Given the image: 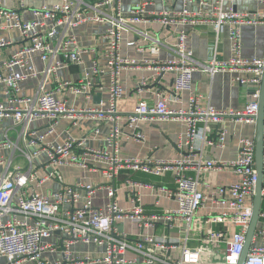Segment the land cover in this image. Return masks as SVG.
I'll use <instances>...</instances> for the list:
<instances>
[{
	"label": "built area",
	"instance_id": "2783aa9c",
	"mask_svg": "<svg viewBox=\"0 0 264 264\" xmlns=\"http://www.w3.org/2000/svg\"><path fill=\"white\" fill-rule=\"evenodd\" d=\"M121 1L61 0L51 6H33L27 0H0V93L3 94L0 96V122L11 119L16 126H24L19 141L12 139L9 130H0V167H8V151L11 152L10 161L16 151L27 159L25 166L7 168L0 176V264L239 263L253 217L256 140L241 137L234 159H207L195 154L204 144L226 148L229 131L222 126L226 119L256 123L259 89L243 109L218 110L204 105L203 94L194 85V72L198 69L215 75L234 71L233 85L260 86L264 58L244 56L243 27L264 25V0H183L180 9L151 11L163 27L177 25L182 28L171 57L160 58L163 43L152 38L151 51L155 57L145 61L144 67L150 75L143 78L141 85L160 82L164 75L170 74L173 94L168 96L158 88L156 101L141 99L127 115H122L118 109L125 94L122 72L136 66L137 61L122 54L123 31L131 20L124 15ZM85 6L94 8L96 13L86 14ZM145 7L146 2L132 13L142 14ZM27 11L31 12L30 17L25 14ZM91 20L108 25L103 34L104 62L95 59L76 81L65 80L59 71L84 64L83 55L91 49L68 32ZM197 25H205L214 32L205 61L195 58L187 43L190 27ZM225 32L230 42V56L221 58V37ZM16 40L22 41L21 47L6 53ZM34 55L46 63L43 70L37 69ZM105 75L110 77L105 104L76 109L62 96L67 88L74 94L91 97L95 78ZM42 76L54 85L53 88L43 82L36 95H21L24 81ZM181 93L188 94L185 106L176 104ZM85 114L98 120L93 130L95 137L100 134V124L104 120L111 122L103 145H89L88 135L80 138L69 135L62 142L47 141L60 118ZM156 117L183 122L185 129L179 135L178 146L188 155L176 159L122 157L125 127L137 140L144 141L141 123ZM42 119H47L43 129L31 127ZM210 123L221 125L212 138L205 132ZM202 124L206 125L205 130ZM41 155L47 158L43 176L34 165V160ZM69 165L100 170L106 183L98 186L80 179L49 193L37 190L48 180L63 183L61 168ZM125 169L155 177L173 172L176 186L161 187L159 193L174 197L176 206L148 216L141 195L132 190V207H121L116 199L119 189L116 180ZM211 171H231L239 178L225 185L201 188L204 183L201 175ZM102 188L109 200L103 207H96L95 196ZM126 218L142 228L162 221L169 232L177 230L179 235L142 233L133 238L120 227ZM77 243L95 245L98 251L74 250ZM59 250L61 257L48 256ZM129 251L135 255L128 257ZM244 264H264V187L257 228Z\"/></svg>",
	"mask_w": 264,
	"mask_h": 264
},
{
	"label": "crops",
	"instance_id": "0c3cea01",
	"mask_svg": "<svg viewBox=\"0 0 264 264\" xmlns=\"http://www.w3.org/2000/svg\"><path fill=\"white\" fill-rule=\"evenodd\" d=\"M29 4L33 6L48 5L51 6L61 0H27ZM146 2V10L142 14H134L132 11H136L141 8L143 3ZM196 4H194V7ZM241 7V5H239ZM183 7V0H122L121 8L124 15L128 17L130 21L127 29L123 31V44L122 54L124 57L134 59L137 61L136 66L127 67L122 72V81L124 84L125 94L118 104L119 112L123 115L131 113L137 102L141 99H146L149 102L156 101L157 97L155 91L158 88L163 89L164 93L168 96L173 94L172 83L173 77L170 74L163 76L160 82H152L145 87L141 85V81L145 76L150 75L149 71L144 67V63L147 59H152L155 55L151 51L152 38L160 39L163 43L159 57L164 59L171 57L174 53L173 48L177 42L178 31L182 28L174 25L171 27H163L162 24L156 19L157 17L150 14L151 11L160 12L165 9H180ZM106 11L110 9H105ZM84 12L88 15H93L96 10L92 7H84ZM116 13V11H115ZM30 17L31 12L25 13ZM133 18H139L132 21ZM107 23L98 21H88L82 26L70 29L68 33L75 35L77 39L88 48H91L83 55L85 60L84 64L75 65L68 68H63L59 71L61 77L65 80L76 81L82 72L88 68L93 60H98L101 63L104 62L103 51L105 48V41L103 34L107 28ZM13 38H16L15 34H12ZM214 37L213 30L209 29L205 25H197L190 27L188 35V46L193 51L195 58L205 61L209 57V45ZM243 41L244 49L243 54L247 57H263L264 58V25L251 26L245 25L243 27ZM129 42H135L134 45H128ZM22 41L16 40L11 46L6 49V53L18 49L22 45ZM221 58H227L230 56V42L228 33L225 32L221 37L220 44ZM34 63L39 70H43L46 63L43 62L38 55H34ZM236 73L221 72L215 75L203 70H195L194 72V85L197 91L203 94L204 105H210L218 110L243 109L246 104L253 99L252 91L249 89L252 86H243L240 84L233 85L231 79ZM109 81L108 75L95 78L93 86V94L91 97H87L84 94H74L69 89H64L62 96H64L70 106L76 109H82L87 107H94L100 104H105L108 101L109 96ZM46 82L48 88H53V84L40 77L38 79L26 80L22 83L21 95L34 96L37 94L40 85ZM3 94L0 93V96ZM97 95L101 96V101L98 103L95 99ZM188 94L181 93L177 96V106H185L187 103ZM47 119H42L32 123L31 127L35 129H43L46 125ZM125 124V120H123ZM97 118H93L90 115L77 116L75 118H60L56 130L53 134L47 137L49 142H62L66 140L69 135L80 138L88 135L87 143L91 146L103 145V137L108 133L111 122L104 120L100 125V134L95 137L93 133ZM202 124V129L205 127ZM220 124L210 123L208 129L205 130L209 138L215 137L217 129ZM229 131L227 146L222 149L218 146H211L204 144L202 149L197 151L195 155L203 156L207 159H234L239 151V140L241 137H256V123L247 124L243 122H237L232 118L226 119L222 125ZM141 128L145 134V140H137L129 128L125 127V135L122 141L121 155L124 158L127 157H140L146 158L150 156L176 159L182 156L188 155V152L181 150L178 146L179 135L184 131L185 126L181 120H174L171 118H154L152 120L142 121ZM0 130L5 132L9 130V134L15 141H19L23 134L24 126H16L11 119L0 122ZM95 137V138H94ZM256 140V138H255ZM9 160L8 167H0V176L4 174V171L8 168H14L16 166H25L26 158L19 151L13 155V159L10 161L11 152H7ZM47 160L45 155H41L34 160L35 167L39 168L40 176L45 174L43 164ZM28 162V161H27ZM64 182L61 183L55 179L46 181L37 190L41 193H49L54 190L62 188L64 185H70L77 180L83 179L85 181H91L96 185H103L106 183L105 178L100 170L94 171L79 165H69L61 168ZM239 176L231 171L221 172H208L201 175L202 183L201 188L208 189V186L225 185L230 182L236 181ZM116 184L119 186L116 199L119 205L123 208L132 207V190L141 195L142 203L148 214L152 216L153 213L162 212L168 207L176 206V199L174 197H166L159 193L161 187L174 188L176 186L175 174L168 173L163 177H155L153 175L143 172H133L125 169L117 177ZM37 187V186H36ZM109 200L106 191L100 189L96 196L94 204L96 207H103ZM157 201L159 203H157ZM155 226L151 227H139L133 223L131 219H124L120 223V227L133 238L138 237L142 233H156L162 235L169 232L162 221H154ZM170 235L178 237L177 230L169 232ZM74 250L83 252L96 253L98 248L95 245H83L81 243L74 244ZM134 252L129 251L128 257H133ZM49 257H61V250L55 254H49ZM89 264V263H84ZM104 264V263H98Z\"/></svg>",
	"mask_w": 264,
	"mask_h": 264
},
{
	"label": "water",
	"instance_id": "95a60500",
	"mask_svg": "<svg viewBox=\"0 0 264 264\" xmlns=\"http://www.w3.org/2000/svg\"><path fill=\"white\" fill-rule=\"evenodd\" d=\"M61 31L60 27L57 28V34ZM56 34V36H57ZM55 36V38H56ZM54 38V39H55ZM259 89V111L256 118V169H257V183L255 188V195L253 201V217L248 230L247 239L245 242L244 250L241 254L238 264H244L247 254L250 249V244L257 228L259 214L262 207V190L264 187V74L260 86L252 87L249 89L255 93ZM96 101L100 103L101 96L95 97Z\"/></svg>",
	"mask_w": 264,
	"mask_h": 264
}]
</instances>
